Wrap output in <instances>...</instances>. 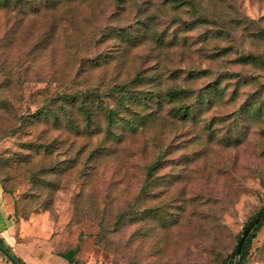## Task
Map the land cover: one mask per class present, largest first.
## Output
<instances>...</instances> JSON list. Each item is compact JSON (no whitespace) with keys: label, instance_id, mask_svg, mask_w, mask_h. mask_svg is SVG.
Returning <instances> with one entry per match:
<instances>
[{"label":"rangeland","instance_id":"374dc122","mask_svg":"<svg viewBox=\"0 0 264 264\" xmlns=\"http://www.w3.org/2000/svg\"><path fill=\"white\" fill-rule=\"evenodd\" d=\"M14 1L0 179L16 221L81 264H224L264 206V0ZM243 264H264V225Z\"/></svg>","mask_w":264,"mask_h":264},{"label":"crops","instance_id":"0c3cea01","mask_svg":"<svg viewBox=\"0 0 264 264\" xmlns=\"http://www.w3.org/2000/svg\"><path fill=\"white\" fill-rule=\"evenodd\" d=\"M0 240L16 257L25 264H74L59 253L53 251L47 241L37 237L36 232L27 223H18L14 216V205L4 192L0 180ZM7 261L3 256L0 263ZM84 264H93L86 262Z\"/></svg>","mask_w":264,"mask_h":264},{"label":"trees","instance_id":"16d2710c","mask_svg":"<svg viewBox=\"0 0 264 264\" xmlns=\"http://www.w3.org/2000/svg\"><path fill=\"white\" fill-rule=\"evenodd\" d=\"M35 1L37 0H15L14 1V7H19L21 11H25L24 9L28 8V9H33L35 7ZM42 2H46L47 0H39ZM169 2L172 3H177V2H182V0H168ZM44 2V3H45ZM11 0H3V2H0V5H2L1 7L5 8V7H11ZM161 41V38H160ZM148 93V95H142L143 98L145 99L146 97H149V94H151L152 92L148 91L145 92ZM174 96L173 92H168V97L172 98ZM161 96L159 94L156 95H152L151 96V101H155L154 99H157L156 102L159 103L161 105V102L159 101V98ZM72 102H74V100L72 99ZM71 102V103H72ZM87 110V119L88 121H91L92 117L91 114H89L88 112H90L87 108H85ZM112 114H110V119L113 120L112 118ZM116 122V121H115ZM161 166V162L157 161L155 163L152 164V166L149 168V176L152 177L153 174L160 168ZM1 180V179H0ZM1 184L3 187L4 192L7 194L5 187L3 185V182L1 180ZM264 216V206L250 219L249 222H247L244 227H243V231L240 234V237L238 239V243L236 245V247L234 248L233 252L229 255V257L227 258V260H225L224 264H228V263H232V264H243L244 260L247 258L249 250H250V246L251 243L253 241V239L256 237L257 233L259 232V230L262 228V226L264 225V218L253 227L252 231L248 234L243 247H242V251H241V255L238 257L236 252H237V248L239 245V242L244 234V232L248 229V227L250 226V224L256 220L259 217ZM2 242V241H1ZM62 255L64 258L68 259L71 263L74 264H81L79 263L76 259H75V255L76 252H70L69 254H60ZM18 258V257H17ZM21 263L25 264L20 258H18ZM237 259H239V261H237ZM236 261V262H235Z\"/></svg>","mask_w":264,"mask_h":264},{"label":"water","instance_id":"95a60500","mask_svg":"<svg viewBox=\"0 0 264 264\" xmlns=\"http://www.w3.org/2000/svg\"><path fill=\"white\" fill-rule=\"evenodd\" d=\"M264 218V216L262 217H259L257 218L256 220H254L250 226L248 227V229L244 232L240 242H239V245H238V248H237V256L239 257L241 255V251H242V247H243V244L248 236V234L252 231L253 227L255 225H257L262 219ZM0 253L7 259L9 260L12 264H23L21 263V261L8 249L4 246V244L1 242L0 240Z\"/></svg>","mask_w":264,"mask_h":264}]
</instances>
